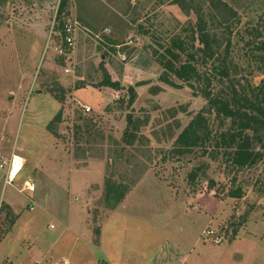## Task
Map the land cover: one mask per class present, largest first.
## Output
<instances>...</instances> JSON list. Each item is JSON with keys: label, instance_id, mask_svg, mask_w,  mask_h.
I'll return each instance as SVG.
<instances>
[{"label": "rangeland", "instance_id": "374dc122", "mask_svg": "<svg viewBox=\"0 0 264 264\" xmlns=\"http://www.w3.org/2000/svg\"><path fill=\"white\" fill-rule=\"evenodd\" d=\"M60 2L0 0V264H106L115 250L122 264H178L177 245L199 264H264V158L236 171L199 149L176 155L207 100L155 57L177 37L190 48L203 20L220 48L201 70L227 58L242 84H260L264 50L248 42L264 35V0H69L71 44ZM105 70L121 88L102 83ZM13 154L23 168L7 182ZM110 180L128 187L116 207L131 206L101 250Z\"/></svg>", "mask_w": 264, "mask_h": 264}, {"label": "trees", "instance_id": "16d2710c", "mask_svg": "<svg viewBox=\"0 0 264 264\" xmlns=\"http://www.w3.org/2000/svg\"><path fill=\"white\" fill-rule=\"evenodd\" d=\"M69 0H61L56 19L59 20L57 31L66 39L68 36L66 24L62 19ZM261 20L264 22V13ZM253 30L255 40L249 41L252 48L264 50V35ZM195 51L187 46L185 40L174 38L163 53L155 55L158 63L173 74L179 80L194 87L196 83L203 97L207 100L206 107L198 111L188 124L178 133L175 139L173 152L179 157L200 150L201 156H209L212 159L222 157L228 167L241 171L251 167L264 158V80L253 85H246L231 75V65L224 58L220 65L213 64L211 68L202 71L200 65L208 64V59H215L219 55L220 41L216 37L211 38L205 23L201 20L197 31L193 34ZM199 41L201 46H196ZM229 41L226 46L231 45ZM257 45V46H256ZM182 53H186V59L182 60ZM253 56H256L253 54ZM103 84L119 89V81L113 80L105 70ZM167 82L176 85L170 79ZM130 93L129 104L134 98V88L128 89ZM64 100V93L59 97ZM58 114V120L61 119ZM214 114V119L219 122V128L214 129L207 114ZM128 126L134 123L133 116H127ZM49 127L50 124L48 125ZM197 172L192 171L190 176L195 179ZM236 180V178H235ZM215 182H211L213 188ZM128 187L116 182H108L105 199L107 204L114 208L124 198ZM231 197L241 198L243 190L240 187L230 190Z\"/></svg>", "mask_w": 264, "mask_h": 264}, {"label": "crops", "instance_id": "0c3cea01", "mask_svg": "<svg viewBox=\"0 0 264 264\" xmlns=\"http://www.w3.org/2000/svg\"><path fill=\"white\" fill-rule=\"evenodd\" d=\"M19 173H18V175H19ZM130 206L131 205H129V204L125 205L124 203H122L120 206H118L116 208L114 207V209L111 210L109 217L106 219L104 225L100 228L99 243L96 244V246L99 249L102 250L104 248V245L106 242L107 231H113V234H115L116 232H117V234H120V231L123 229L122 220L125 218V215L129 211ZM189 219L191 220V217ZM195 221H196V219H195ZM192 224L195 225V222L192 221ZM113 234L112 233L109 234L110 238L112 236H114ZM107 239H108V237H107ZM110 244L112 246V249L114 250L115 249V242L112 240L110 242ZM176 247H177L178 254H179L178 264H187L189 261L191 264H199L197 254L193 255V253L195 251H191V249H189L188 251L184 250L182 247H180L178 245ZM113 252L114 253L112 254V257H110L109 255L101 254V255H99L98 258H99V260L103 261L106 264H122L120 257L115 255L116 250ZM192 257H193V259H192ZM66 263H68V262L66 261ZM156 263L163 264V262H159L158 258H155V260L153 262V264H156ZM131 264H133V263H131Z\"/></svg>", "mask_w": 264, "mask_h": 264}, {"label": "built area", "instance_id": "2783aa9c", "mask_svg": "<svg viewBox=\"0 0 264 264\" xmlns=\"http://www.w3.org/2000/svg\"><path fill=\"white\" fill-rule=\"evenodd\" d=\"M68 31L71 30V28H67ZM67 40L69 41V43H72V38L70 36H67ZM87 111L91 110L90 106H85ZM21 157L18 154H13L12 158H11V164H14L15 162H19V160ZM21 168H23V163L21 162ZM13 180V179H12ZM11 178L9 179V174H8V178H7V182H11L12 181ZM25 187L30 189V190H34L35 186L33 184V182L31 181H26L25 182Z\"/></svg>", "mask_w": 264, "mask_h": 264}, {"label": "bare ground", "instance_id": "6f19581e", "mask_svg": "<svg viewBox=\"0 0 264 264\" xmlns=\"http://www.w3.org/2000/svg\"><path fill=\"white\" fill-rule=\"evenodd\" d=\"M17 160H19V162H15L14 164H11V167L9 170V179L11 178V180L12 179L14 180L16 178V176L18 175V173L22 170L21 162L24 163V159L20 158Z\"/></svg>", "mask_w": 264, "mask_h": 264}]
</instances>
